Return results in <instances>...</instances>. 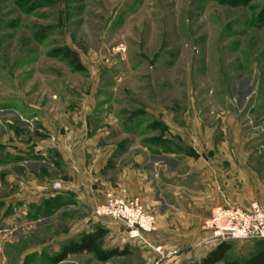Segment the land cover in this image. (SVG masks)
<instances>
[{
    "label": "rangeland",
    "instance_id": "rangeland-1",
    "mask_svg": "<svg viewBox=\"0 0 264 264\" xmlns=\"http://www.w3.org/2000/svg\"><path fill=\"white\" fill-rule=\"evenodd\" d=\"M64 47L78 52L85 71L69 66L58 52ZM251 104L264 108V0H0V264H53L66 243L101 226L102 247H126L127 255L99 261L76 253L54 264H201L185 257L205 217L155 231L173 245L162 248L172 253L165 258L62 194L61 180L52 188L59 167L46 161L47 173L29 176L23 168L35 171L37 162L11 155L40 143L48 157L75 113L95 132L109 131L111 143H144L153 132L159 144L162 108L180 120L193 109ZM28 181H45V195L29 196L38 192L24 190ZM205 199L193 200L199 212L213 208ZM227 242L229 259L241 264L264 246V239Z\"/></svg>",
    "mask_w": 264,
    "mask_h": 264
},
{
    "label": "crops",
    "instance_id": "crops-1",
    "mask_svg": "<svg viewBox=\"0 0 264 264\" xmlns=\"http://www.w3.org/2000/svg\"><path fill=\"white\" fill-rule=\"evenodd\" d=\"M227 108L220 106L215 112L189 110L180 120L176 113L162 108L156 116L162 122L159 144L150 139L154 133L149 131L144 143H130L124 138L111 143L109 131L95 132L86 115L75 113L66 124L70 132L48 145L51 155L47 157L41 150L43 145L36 143L11 156L16 160L19 157L23 163L37 162L35 171L23 168L29 176L47 173L44 164L59 167L56 180L63 182L62 194L75 195L80 207L95 209L105 202L107 193L116 192L126 198L139 197L156 215L160 229L167 224L177 225L179 220L184 223L194 217L208 219L212 209L199 212L198 203L193 202L197 196L205 199L214 193L215 199H205L213 207L247 208L254 200L264 205V108L254 104L243 105L241 111L230 108V112ZM253 120L257 121L255 125ZM174 137L178 140L175 144ZM28 147L34 153L29 154ZM160 171L166 177L159 180ZM45 183L28 181L22 185L26 191L38 192L29 196L41 197L45 195L41 192L47 188ZM159 188L167 190L168 200ZM147 235L152 246H173L156 232ZM210 237L203 231L190 240L192 249L185 259L205 258L216 245L209 242Z\"/></svg>",
    "mask_w": 264,
    "mask_h": 264
},
{
    "label": "built area",
    "instance_id": "built-area-1",
    "mask_svg": "<svg viewBox=\"0 0 264 264\" xmlns=\"http://www.w3.org/2000/svg\"><path fill=\"white\" fill-rule=\"evenodd\" d=\"M60 181L52 188L61 189ZM109 216L117 221L127 232L129 238L152 247L165 258L172 253L163 251L162 246H152L147 234L158 230L156 215L146 208L137 196L130 198L108 193L105 202L95 208V216ZM205 222V231L211 234L209 242L221 244L227 241H254L264 239V205L254 200L249 207L223 205L213 207Z\"/></svg>",
    "mask_w": 264,
    "mask_h": 264
},
{
    "label": "trees",
    "instance_id": "trees-1",
    "mask_svg": "<svg viewBox=\"0 0 264 264\" xmlns=\"http://www.w3.org/2000/svg\"><path fill=\"white\" fill-rule=\"evenodd\" d=\"M58 52L65 57L69 66L76 71L80 72L86 70L78 52L75 50L69 47H64L58 49ZM17 159L20 160L19 157H17ZM106 232L107 229L101 226L94 232L82 234L80 239H72L64 245L60 254L51 259L52 263H58L66 259L70 254L85 252L94 254L99 261H107L116 257V255H127L129 251L126 247L122 249H104L102 247L101 240ZM229 250L230 244L228 242L221 243L213 248V250H211L208 255L202 259L201 264H216L220 262L225 264H241L237 261H231L229 259ZM245 264H264V246L257 250L254 255L246 259Z\"/></svg>",
    "mask_w": 264,
    "mask_h": 264
}]
</instances>
